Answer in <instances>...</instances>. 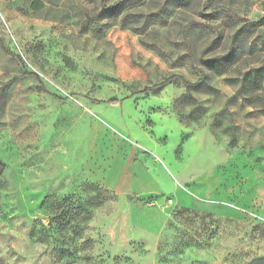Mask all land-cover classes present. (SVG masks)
<instances>
[{
	"label": "rangeland",
	"instance_id": "obj_1",
	"mask_svg": "<svg viewBox=\"0 0 264 264\" xmlns=\"http://www.w3.org/2000/svg\"><path fill=\"white\" fill-rule=\"evenodd\" d=\"M116 1L0 0V264H264V0Z\"/></svg>",
	"mask_w": 264,
	"mask_h": 264
},
{
	"label": "trees",
	"instance_id": "obj_2",
	"mask_svg": "<svg viewBox=\"0 0 264 264\" xmlns=\"http://www.w3.org/2000/svg\"><path fill=\"white\" fill-rule=\"evenodd\" d=\"M124 0H118L116 1L115 3H113L112 5L110 6H107V7H101V11H100V14H103L104 12H107V13H111V12H116L118 7L120 6V4L123 2ZM169 1H175L179 4H185L187 2V0H169ZM187 26H184L182 31H185ZM30 76H32L33 78H35L36 80L39 81V77L38 75L36 74H32V73H29ZM179 81L184 87H191V88H194V87H197L199 86L203 81H204V76L203 77H200L196 82L192 83L186 79H184V77L180 76V75H172L166 79H164L163 81H161L160 83H157L153 86H148V87H145L144 89H142L141 91L139 92H142V93H145L147 94L148 92H154V91H157V90H160L166 86H169V85H172L174 84L175 82ZM54 98H56L58 101L62 102L65 100V98H58V97H55L53 96ZM108 103H112V104H116L118 102V100H108L106 101ZM65 201V199H64ZM63 201V202H64ZM81 215H84L86 213L85 210H81ZM76 217V216H74ZM73 215H72V219L74 218ZM37 240H41V239H37Z\"/></svg>",
	"mask_w": 264,
	"mask_h": 264
},
{
	"label": "water",
	"instance_id": "obj_3",
	"mask_svg": "<svg viewBox=\"0 0 264 264\" xmlns=\"http://www.w3.org/2000/svg\"><path fill=\"white\" fill-rule=\"evenodd\" d=\"M128 198H131L130 196H128Z\"/></svg>",
	"mask_w": 264,
	"mask_h": 264
}]
</instances>
